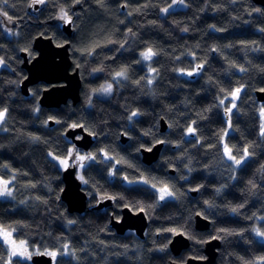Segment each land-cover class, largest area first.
Masks as SVG:
<instances>
[{
    "label": "trees",
    "instance_id": "trees-1",
    "mask_svg": "<svg viewBox=\"0 0 264 264\" xmlns=\"http://www.w3.org/2000/svg\"><path fill=\"white\" fill-rule=\"evenodd\" d=\"M31 1L0 3L7 13L0 15V110L7 109L0 125V165H8L0 167V177L11 181L13 192L11 199L0 198V224L11 225L13 235L39 253L57 251L52 264L185 262L188 256L204 257V243L217 236L221 244L214 264H245L249 260L264 264L257 259L264 257V238L250 231L253 224L264 228V138L260 134L264 119L257 111L264 103L255 95L264 88V6L254 0H184V5L179 0H44V8L34 15L28 10ZM61 6L75 30L70 38L60 28ZM38 34L50 35L57 44L71 43L73 67L79 68L83 82L76 105L69 101L60 108L40 106V93L47 87L42 82L30 87V96L23 95L20 84L27 74L21 52L31 57L37 54L33 40ZM148 47L160 54L136 63ZM148 63L161 70L152 94L147 85L137 87L106 71H92L105 67L114 74L131 65L132 78L138 79L146 74ZM197 64L203 67L188 76ZM174 66L185 72L171 71ZM241 67L245 71L241 72ZM237 81L245 87L229 114L232 127L223 139L233 155L245 146L253 153L239 166L209 148L216 142L217 130L228 127L224 108L230 107L231 98L226 94L238 87ZM105 82L113 83L111 94L92 91ZM221 99L226 105H220ZM129 108L139 110L132 121L127 120ZM204 109H208L204 118L197 119V112ZM50 116L55 118L52 125ZM161 118L167 122L164 132L160 130ZM185 122L200 130L205 137L201 144L196 143L197 136L179 126ZM72 124L82 125L94 136L89 151L83 152L65 135ZM170 124L176 125L175 130ZM123 135L128 137L125 143ZM157 139L182 143H164L159 159L147 165L140 150L153 146ZM69 149H74L73 156L95 154L82 170L88 181L83 182L88 206L109 197L112 206L99 211L88 208L78 214L68 211L61 200L63 169L50 153L65 158ZM104 152L112 157L111 162L105 160ZM180 152H185L184 157L172 159ZM189 157L191 172L183 167ZM165 158L170 162L165 163ZM121 159L125 162L117 164ZM164 184L176 196L160 201L157 189ZM220 184L225 187L216 193ZM197 186L199 189L192 191ZM206 199L211 201L209 205L204 204ZM124 206L144 209L149 220L144 237L133 230L120 235L111 226V214L119 218ZM232 207L238 211L232 213ZM254 212L257 216L249 219ZM197 213L210 220L208 230L194 227ZM170 228L191 241L178 257L169 249L174 234L165 230ZM0 257V264L9 260L2 241ZM11 259L13 264L18 259L21 264H32L31 259Z\"/></svg>",
    "mask_w": 264,
    "mask_h": 264
},
{
    "label": "water",
    "instance_id": "water-1",
    "mask_svg": "<svg viewBox=\"0 0 264 264\" xmlns=\"http://www.w3.org/2000/svg\"><path fill=\"white\" fill-rule=\"evenodd\" d=\"M258 6H264V0H254ZM45 6L44 3L30 2L28 10L37 15ZM60 28L70 38L75 34L72 27V20L65 23L64 20L60 22ZM33 50L37 53L31 57L29 53L22 51L23 58L22 68L26 71V77L21 81V91L24 96H30V87L39 84L40 82L47 85L41 93L39 98V105L45 108H60L62 104L71 102L76 105L81 100V88L83 82L78 67H73L71 59L70 42L57 44L53 41L50 35L45 36L38 34L33 40ZM255 95L259 102L264 103V92L257 90ZM160 130L162 132L167 130V122L164 118L159 120ZM53 124V120L50 122ZM65 135L71 140L74 146L79 147L83 152L89 151L95 141L94 136L88 132L82 125L77 128H68ZM125 143L128 137L125 135L121 138ZM164 143H156L151 148V151L142 147L140 154H142V161L150 165L156 162L160 157V151ZM264 170V168H263ZM173 172V170H171ZM63 191L61 193V200L67 206L71 213H84L89 209L96 211L102 208H109L112 206L113 199H104L98 202L93 207L88 206V195L83 189V181L78 176V168L76 165L69 164L67 168L62 170ZM111 226L118 234H125L128 231H135L137 236L144 237L146 228L148 226V218L143 211H134L128 206L121 209V215L116 218L111 214ZM194 227L199 231H206L210 226V220L205 216L197 213L195 214ZM190 238L182 232L175 233L169 243V249L174 257H178L185 252L190 246ZM221 239L217 236L216 239L210 238L204 243L203 253L204 257L194 258L186 257L185 262L178 260L172 261L171 264H214L218 249L220 248ZM43 253V252H40ZM53 259L47 255L35 254L31 257L32 264H52Z\"/></svg>",
    "mask_w": 264,
    "mask_h": 264
},
{
    "label": "snow or ice",
    "instance_id": "snow-or-ice-1",
    "mask_svg": "<svg viewBox=\"0 0 264 264\" xmlns=\"http://www.w3.org/2000/svg\"><path fill=\"white\" fill-rule=\"evenodd\" d=\"M77 2H79V0H77ZM98 3H103V0H97ZM179 2L181 4H183V0H179ZM0 3L2 4H6L7 0H0ZM35 3H44V0H35ZM171 7V6H170ZM168 9H163L162 11H167ZM3 15L7 16V13H3ZM9 20L12 19V17H8ZM61 19H63L65 21V23H69L71 21V17L68 16V14L66 12H64L63 9H61ZM261 31H264V29H262ZM198 47V46H197ZM141 55L143 56V58L145 60H151L153 58V56L156 55V53L154 52L152 47H148L146 50H144ZM3 62L0 61V64H2ZM203 67L202 64H197L196 67L194 69H192L191 71H188L186 74L188 76H192L194 73L198 72L201 68ZM125 69H121L120 71L115 73L116 77H123L125 75ZM149 71H155V69H149ZM181 73H184L185 70L181 69L180 70ZM240 71L243 72L245 71L244 68H240ZM262 71H264V69H262ZM148 83H152L151 80L148 81ZM244 88L243 85L236 87L235 89L228 91L227 92V96L231 98V107H227L225 106L224 108V112L225 115L229 117V124H228V128H226L224 130V135H228L229 134V130L231 128V117L229 114L233 113V110L236 109L237 104L236 101L239 98L240 94H241V90ZM112 89V84H108L106 87H103L102 89L98 90V91H103L105 94L111 92ZM221 91H225L224 89H221ZM261 92H264V88L260 89ZM220 105H226V100L225 99H221L220 100ZM6 112L7 109H3L0 110V125H2V123L4 122L5 118H6ZM260 113H261V118L264 119V107H262L260 109ZM137 115H139V113L137 111H133L131 116H129V120H133L134 117H136ZM55 119L54 117H49V120ZM45 123H47V121H45ZM57 123H59V121H57ZM195 123V122H193ZM70 127L72 128H77V127H81V125L78 124H72L70 125ZM187 134H192L194 135V133L196 132V128L193 127L192 125H189L188 128L186 129ZM260 134L262 136H264V124L261 125L260 128ZM221 139H223V136L221 137ZM158 143H163V142H158ZM148 151H151V148L147 149ZM224 156H226L229 160L234 161L237 165H241L242 162L245 160L246 157L250 156L249 155V149L247 146L244 147L243 149V155L240 157V159H237L235 155H233V150L232 148H230L228 146V144H224ZM237 152L240 151L239 148L236 149ZM74 153V149H69L68 150V155L65 158H60V157H55V159L59 160L60 165H62L63 167L67 168L69 166V158H73V162L75 161H79V162H83V161H88V160H94L95 159V154L89 153L87 155H80L79 153H76L75 156H73ZM51 155V153H50ZM104 158L107 162H111L112 157L109 156L108 152H104ZM125 161H123V159L118 160L117 164L119 163H124ZM0 167L3 168H7L8 165H0ZM81 167H84V165L81 163ZM115 167V166H114ZM81 181H83L85 184L88 183L87 180H85V178L83 176H80ZM184 179H186L184 177ZM144 183H147V180L143 181ZM9 185V181L8 180H4V179H0V197L3 196H11L12 195V190L10 187H8ZM156 184H152V188H156ZM200 186H197V188L192 189V191H197L199 189ZM159 192V200L160 201H164L166 198H172L176 196V192L173 191L170 186L168 184H164L162 187L157 189ZM238 207H243V205H239ZM141 211H143L144 209L141 208ZM234 213L238 211V208H233L232 210ZM69 223H74L73 221H69ZM13 231L14 229L12 228L11 225H3L0 224V239L3 240V242L8 245L9 248V260L6 262V264H13L12 262V257H18V258H22V260L27 261L30 260L31 257L35 254H40V255H47L49 257H51L53 260L56 259L58 252L57 251H45L43 253H34L32 251L29 250L27 244L25 241H19V243H17L13 238ZM165 231H169L172 232L173 234H175L177 232V229L175 228H170V229H166ZM224 231V230H221ZM259 236H264V233H258ZM217 237H213V239H216ZM64 249L68 248V245H64L63 246ZM201 259H203L201 257ZM258 260H264V257H258ZM17 264H21L20 260H17ZM245 264H248V262L246 261Z\"/></svg>",
    "mask_w": 264,
    "mask_h": 264
},
{
    "label": "clouds",
    "instance_id": "clouds-1",
    "mask_svg": "<svg viewBox=\"0 0 264 264\" xmlns=\"http://www.w3.org/2000/svg\"><path fill=\"white\" fill-rule=\"evenodd\" d=\"M32 2H35V0H32ZM75 2H77V0H73V3H75ZM183 2H184V0H183ZM173 3H175V0H173ZM61 9L64 10V6H61ZM162 10H163V9H162ZM245 11H248V12H253V11H255V12H260L261 10H260L259 8H245ZM3 13H4V12L2 11V9H0V15H3ZM209 27H211V28H215V25H210ZM182 30L185 31V32L188 31L187 28H184V29H182ZM261 30H262V29H261ZM129 32H131V29H129ZM197 46H199V45H197ZM217 50H219V49H217ZM142 52H143V51L140 52V60L137 61L136 63H141V62H147V61H149V60H145V59L143 58V56L141 55ZM154 52L156 53V55L160 54V53H159V50H156V51H154ZM0 61L3 62L2 59H0ZM122 68L126 70V71H125V75H124L123 77H119V78H122V79L125 80V81H129L130 83H132L134 86H137V87H142V85H147L148 93H149V94H152V93H153V90H154V88H155V82H156V80H157V79L160 77V75H161V70H160V68H158V67H156V66H153V64H151V63H148V64L146 65V74L143 75V76H140L138 79H133V78H132V75H131V71H132V69H131V65H126V66H124V67H122ZM122 68H121V69H122ZM121 69H120V70H121ZM149 69H155V71H154V72H153V71H149ZM181 69H183V68H180V67H178V66H174V67L171 68V71H173V72H181V71H180ZM120 70H119V71H120ZM92 71H93V72H97V71H106V72H108L109 76H114V77H116V76H115V73L118 72V71H116V72L113 74V73L110 71V69L105 68V67H96V68H92ZM209 79H211V77H209ZM149 80H151L152 83H148ZM108 84H112L111 92L107 93V94H111V93L114 91V85H113V83H111V82H105V83L103 84L102 88H103V87H106ZM237 84H238V87L241 86V85H243V86L245 87V85H244L243 83L239 82V81H237ZM102 88H100V89H102ZM100 89H95V88H94V89H92V91H93V92H96V91H98V90H100ZM102 92H103V91H102ZM103 93H104V92H103ZM168 110L170 111L171 109L169 108ZM207 111H208V109H204V110H202V111H200V112H197V119H203V118H204V113L207 112ZM257 111H260V109L258 108ZM129 112H130V115L127 116V120H128V121H132V120H129V116H131V114H132V112H133V111H131V108H129ZM137 112L139 113V110H137ZM193 122H195V121H191V124H195V123H193ZM179 126L182 127V128H186V129H187L188 126H189V122H185V124H183V125H179ZM169 127H170L172 130H175L176 125H175V124H170ZM231 127H232V126H231ZM195 128H196V127H195ZM226 128H228V127H225V128H223V129H218L217 132L214 134L215 137H216V142L213 143V144H211V145H209V148H210L211 150H216V151L220 152L221 155H224V151H223L224 145L221 143V137H222V136H223V137L226 136V135H224V130H225ZM144 134L147 135L148 133L145 132ZM194 135L197 136V141H196L197 144H201V142L205 139V137L202 136V135L200 134V130H199L198 128H196V132L194 133ZM261 137L264 138V136H262V135H261ZM156 142H157V143H158V142H163V143L175 144V145H177V146H180L181 143H182V141L179 140V139H177V140H175V141H173V140H171V139H169V140H167V141H163V140H159V139H157ZM218 144L220 145L219 148H217V145H218ZM192 146L194 147L195 145H192ZM233 147L235 148V145H233ZM249 147H251V144H249ZM135 151H136V152H139V148H136ZM185 151H186V150H185ZM252 154H253V153H252L251 151H249V155H252ZM184 155H185V152H180V153L178 154L177 157H174V158H172V159H177V160H178V159L184 157ZM242 155H243V150H240L239 152H237V155H235V156H236L237 159H240V157H241ZM164 162H165V163H169L170 160H169L168 158H165ZM191 164H192V158L189 157V158L187 159V162L183 164V167L186 168V169H188V171L191 172V171L193 170L192 167H191ZM232 164H233V165H236V166H239V165H237L234 161H232ZM261 167H264V165H261ZM232 172H233V175H234V174H235V169H232ZM113 174H114V173H110V175H113ZM124 179L127 180L128 177H125ZM180 179L183 180V179H184V176H180ZM249 183L251 184L252 181H249ZM224 187H225L224 184H220L218 187L215 188V192H216V193H219V192L221 191V189L224 188ZM253 187H255L254 184H253ZM12 195H13V193H12ZM12 195H11V196H12ZM210 203H211L210 200H207V199L204 200V204H205V205H209ZM233 208H237V207H232V208H231V212H232V213H234V212L232 211ZM235 213H236V212H235ZM256 216H257V213L254 212V213L252 214V217H249V219H252L253 217H256ZM241 231H243V230H241ZM250 231L253 232L257 237H262V238H264V236H259V235H258V233H264V228H261L260 226H257L256 224H253V225L251 226V228H250ZM73 255L75 256V253H73ZM0 259H2V257H0ZM247 262H248V264H255V261H254V260H249V261H247Z\"/></svg>",
    "mask_w": 264,
    "mask_h": 264
},
{
    "label": "rangeland",
    "instance_id": "rangeland-1",
    "mask_svg": "<svg viewBox=\"0 0 264 264\" xmlns=\"http://www.w3.org/2000/svg\"><path fill=\"white\" fill-rule=\"evenodd\" d=\"M182 5H184V4H182ZM230 107H231V104H230ZM223 144H225V140L223 139ZM50 157L57 163V165H58V167L60 168V169H65V167H63L62 165H60V163H59V160H57V159H55V157H57V156H55V155H53V154H51L50 155ZM226 157V156H225ZM70 159V158H69ZM226 159H228L227 157H226ZM229 160V159H228ZM71 161V163H73V164H76V166H77V168H78V176H79V178H80V176H82V170H83V167H81V163L83 164V165H85V163H86V161H83V162H79V161H75V162H73V159H71L70 160ZM231 161V160H230ZM244 161H246V160H244ZM243 161V162H244ZM242 162V163H243ZM0 179H3L2 177H0ZM4 180H6V179H4ZM9 181V180H8ZM8 187H10L11 188V190H12V186H11V181H9V185H8ZM13 193V192H12ZM157 193H158V196H159V192H158V190H157ZM0 198H7V199H11V198H13V195L12 196H3V197H0ZM173 198V197H172ZM166 199H170V198H166ZM12 238L17 242V243H19V241H24V240H21V239H18V238H16L14 235L12 236ZM0 241H2L3 242V240L2 239H0ZM3 244H5L4 242H3ZM27 244V243H26ZM5 246H7V249H8V256H9V248H8V245H6L5 244ZM28 246V248H29V250L30 251H32V252H34V253H39V251H37V248H31L29 245H27ZM12 258H16V257H12ZM22 259V258H21Z\"/></svg>",
    "mask_w": 264,
    "mask_h": 264
},
{
    "label": "flooded vegetation",
    "instance_id": "flooded-vegetation-1",
    "mask_svg": "<svg viewBox=\"0 0 264 264\" xmlns=\"http://www.w3.org/2000/svg\"><path fill=\"white\" fill-rule=\"evenodd\" d=\"M71 159H69V164H72V165H76V164H73V163H71V161H70ZM110 207V206H109Z\"/></svg>",
    "mask_w": 264,
    "mask_h": 264
},
{
    "label": "bare ground",
    "instance_id": "bare-ground-1",
    "mask_svg": "<svg viewBox=\"0 0 264 264\" xmlns=\"http://www.w3.org/2000/svg\"><path fill=\"white\" fill-rule=\"evenodd\" d=\"M227 117V116H226ZM227 119V118H226ZM227 122H228V120H227ZM228 124V123H227ZM264 171V170H263ZM116 217V216H115ZM217 260V259H216Z\"/></svg>",
    "mask_w": 264,
    "mask_h": 264
}]
</instances>
